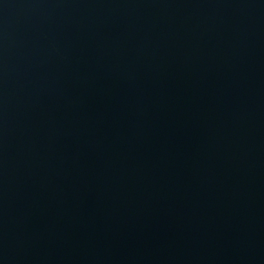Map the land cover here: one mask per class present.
I'll list each match as a JSON object with an SVG mask.
<instances>
[{
  "label": "water",
  "instance_id": "95a60500",
  "mask_svg": "<svg viewBox=\"0 0 264 264\" xmlns=\"http://www.w3.org/2000/svg\"><path fill=\"white\" fill-rule=\"evenodd\" d=\"M0 264H264V0H0Z\"/></svg>",
  "mask_w": 264,
  "mask_h": 264
}]
</instances>
